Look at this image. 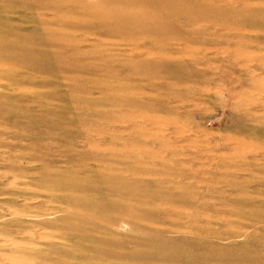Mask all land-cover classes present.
Segmentation results:
<instances>
[{
  "label": "rangeland",
  "instance_id": "obj_1",
  "mask_svg": "<svg viewBox=\"0 0 264 264\" xmlns=\"http://www.w3.org/2000/svg\"><path fill=\"white\" fill-rule=\"evenodd\" d=\"M0 264H264V0H0Z\"/></svg>",
  "mask_w": 264,
  "mask_h": 264
},
{
  "label": "bare ground",
  "instance_id": "obj_2",
  "mask_svg": "<svg viewBox=\"0 0 264 264\" xmlns=\"http://www.w3.org/2000/svg\"><path fill=\"white\" fill-rule=\"evenodd\" d=\"M142 5H145L144 6V8L146 9V10H149L150 9V11L151 12H154V7H152V4L151 3H149V2H145V1H143L142 3H141ZM140 5V4H139ZM133 8H135L134 6H133ZM132 9V8H131ZM136 9V8H135ZM137 10V9H136ZM127 14H129V13H127ZM164 15V14H163ZM132 18V17H131ZM154 20V19H153Z\"/></svg>",
  "mask_w": 264,
  "mask_h": 264
}]
</instances>
